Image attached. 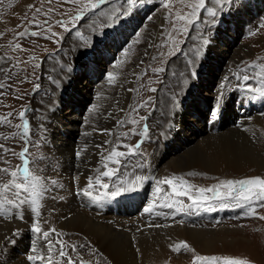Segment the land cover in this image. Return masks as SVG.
<instances>
[{
    "label": "rangeland",
    "instance_id": "1",
    "mask_svg": "<svg viewBox=\"0 0 264 264\" xmlns=\"http://www.w3.org/2000/svg\"><path fill=\"white\" fill-rule=\"evenodd\" d=\"M13 1H15L14 4H12ZM21 1L24 0H6L7 9L1 14L3 18H9L12 9ZM30 1V4H25L21 8V12L13 14V19L5 20L6 23L13 21L15 27L7 25L2 30L5 50L0 53V56L12 58L0 66L8 68L13 64L17 65L12 69L10 78L4 73H0V82L5 83L4 91L7 93L4 97H0V116L6 115L9 111L14 113L13 127L0 126V134L11 138L15 133L21 131L14 125L17 123L22 125L23 122L15 117H18L21 110H30L27 113L31 132L28 154L30 168L62 182L59 176L61 162L55 150L48 145L46 136L48 119L54 114H60L64 121L67 116L80 119L78 123L81 129L73 133L74 137L72 136L70 144V146H74L73 148L77 145V148L78 144L82 143L81 136L85 132H90V126L97 130L108 128L113 131V128L118 127L116 126L118 119L127 120L129 118V105L141 103L151 97L150 106L144 107L138 114L131 113L137 119L139 116H147V120L141 121L136 126H119L117 128L119 131L113 133V140H115L121 135L120 132H130L131 128L135 127L136 134L129 135L122 142L131 145L142 142L140 154L130 157L129 164L125 165L121 169L122 171L151 177V171L155 170L157 172L155 178L162 179L161 177L164 175H168V177L182 176L198 187H208L220 180L244 179L247 176L264 178V170L260 171L256 168H252L253 170L251 169L245 175H239L240 177L200 172L196 168L189 169L186 165L189 155L183 157L185 159L183 169L177 170V172L171 170L169 163L174 157L183 154V151H179L182 150L183 138L176 137L171 141L167 139L176 113H181L186 121L189 120L191 123L206 128L210 125L208 121L216 109L218 101L219 111L227 110L223 111L224 115L215 116V120L222 124V129L224 126H230L233 121L235 122L236 114L242 109V114L245 111L250 112L248 117L250 120H259L264 124V95L245 90L244 87L239 86L244 82H238L233 77V73L240 72L241 69H248L250 76L255 73H264V69L249 68V65L254 63L264 64V28L260 27L261 24H264V0H230L223 7L207 0L208 6L217 8L218 15L212 18L207 15L206 11H202L201 20L194 25H188L189 31L183 35L172 31V23L165 19L168 10L164 8L161 0H151V2L140 0L134 6H129L125 0H108V3L101 5L97 10L86 12V22L84 20L77 22L80 26L71 32L56 26L55 21L57 19L71 20V17L75 16L88 3V0H79V3L71 4L64 3L63 0H51V3L49 0ZM189 1L193 3L195 0ZM29 5L41 8L42 12L37 14L35 8H29ZM241 5L245 8L242 7L243 9L239 10ZM49 8L54 10V14H50V23L53 25L52 31L58 33L59 42H56L57 37L46 40L30 36L31 31L39 30L33 24V17L35 16L37 21L43 23L46 19L45 13ZM170 9L173 14L179 11L181 15L190 11L179 0H174ZM159 14L163 19L161 23L157 21ZM117 16L119 19H116ZM172 20H175L174 15ZM161 25H164L176 38L177 42L174 44L176 54L173 56L167 55L168 52L173 51L172 41H169L168 47L160 49L150 47L153 42L167 39V33L160 36ZM68 27L72 29L73 25L69 24ZM22 31L29 33L27 38H17V34ZM254 32L256 34L252 35ZM45 34L50 35L49 33ZM137 39H139V43H134ZM17 43L22 45L23 51L12 46ZM146 50L152 55L164 52L165 56L157 61H152L144 55ZM32 57H36V59L33 60ZM117 61L122 63L117 65ZM140 61L145 63L141 65ZM37 64L40 66L35 67ZM156 67H163L166 71L157 76L152 72V69ZM144 69H148L147 75L139 81H134L132 70L139 73ZM109 72L118 75L116 85L108 83L107 73ZM193 72L195 75H192ZM144 81L147 83L152 81L147 88L148 93L140 92L142 88H140L138 96H135V92L126 91L128 88H137V86L139 88L140 84L144 85ZM250 83L255 88H264V83H261L259 76L253 78ZM36 84H39V88L35 86ZM151 87L157 88L158 91L155 93L149 91L148 89ZM220 91L224 93L222 99ZM251 94H257L262 98V103L259 106L255 103L256 96L252 100V107L256 109L249 108ZM17 96L20 98L15 99L14 97ZM239 99L240 101H238ZM115 100L120 101L119 108H125V112L119 111L114 103ZM93 105L97 107L93 108ZM108 112L114 113L111 119L105 115ZM145 123L149 126L147 136L143 135V124ZM259 135L263 141L264 129ZM0 142L13 148L17 153L16 155L3 156V159L10 161V165L0 163V167L8 166L10 170H14L17 165L22 167L23 161L18 153L24 146L23 141L17 136L8 140H0ZM32 161L34 163H31ZM139 162L143 167L134 170L131 165H136ZM102 164L103 161H100L95 165V168L104 170ZM116 167L121 166L117 165ZM190 172L196 173V175L189 176ZM159 173H162L161 177ZM8 179V176H3V182H7ZM114 179L117 183L119 182V177ZM105 182L113 183L107 178H105ZM142 187L147 189V193H151L155 182L154 180L145 181L140 186V188ZM63 191L66 193V190L56 189L53 194ZM93 194L102 196L103 190H94ZM123 197L121 195V198ZM49 200L53 201L50 198ZM54 201L61 203L64 200H60L58 197ZM185 202L188 203L186 198ZM214 203L216 211L192 210L189 213L176 214L174 218L172 215V217L160 215L164 224L171 219L172 221H182L188 227L193 225V227L210 229L213 232L208 249L201 248L191 239L185 238L184 241L190 245L192 250H182L180 253L173 251L177 258L167 254L164 256L163 264H193L196 255L229 256L249 260L251 264H264L263 261L259 262V259L253 258L252 254L254 253H249L250 250L249 247H246V243L235 241V245L232 246L228 241L230 233L226 229L228 226L231 233L239 232L240 228L245 229L247 227L246 220H249L253 215L252 210L256 209L257 212L263 207L256 202L247 205L228 202L227 208H221L219 203ZM44 206L42 205V208ZM159 210L160 213L171 212L168 209L161 210L159 208ZM140 215L142 214L139 213ZM260 216H264V211ZM45 218L46 215L42 210L41 223L47 229L53 227H50ZM139 218L144 220L142 216ZM257 220L263 224L256 226L257 229H260L264 226V219L257 218ZM235 227L238 229H233ZM64 232L63 239H68L71 243L73 239L77 238L73 232ZM22 233L19 231L18 234L7 237V243L9 240L14 242L5 244V246L0 244V257H3L4 251L8 255L19 253L18 249L23 244L17 241ZM255 233L258 234V232ZM86 241V239H82L84 248H78L77 251L71 253L73 255L79 253L86 260L99 259L97 264L107 261L99 249L89 245ZM178 241L182 240L171 242L170 246L175 245ZM69 248L66 247L64 250L67 252ZM170 250H172L171 247ZM57 259H59L58 255ZM61 264H66V261H62Z\"/></svg>",
    "mask_w": 264,
    "mask_h": 264
},
{
    "label": "bare ground",
    "instance_id": "2",
    "mask_svg": "<svg viewBox=\"0 0 264 264\" xmlns=\"http://www.w3.org/2000/svg\"><path fill=\"white\" fill-rule=\"evenodd\" d=\"M186 2L192 3L189 0ZM14 3L15 1H13L12 4ZM30 3V0H24L18 3L12 9L11 15L7 19H13V14L21 12V8L25 4L27 5ZM6 5V0H0V33H2V30L7 25L15 27L12 23L13 21L6 23L5 20L7 19H4L1 15L2 12L7 9ZM242 7L244 6L241 5L238 9L241 10ZM187 9L191 10L189 7H187ZM161 14H159V17L156 15L159 23L163 20ZM4 40L3 37L0 36V45L4 46L0 47V53L2 50H5ZM144 85L145 87L142 88L140 92H147V88L150 84L149 82H145ZM134 94L138 96L137 92ZM242 110L236 114L235 118L237 119L235 122L233 121L230 126H224L223 129L222 124L214 118L220 114L224 115L223 111L227 110H220L217 112L215 109L213 111L215 114L212 113L208 121L210 125L206 128L191 123L189 120L186 121L181 113H174V121L173 124H171V130L169 131L167 139L171 141L176 137L183 138L181 144L182 150H179L183 151V154L174 157L172 161L170 160V169L176 172L177 170L183 169V164H185V159H183V157L189 155L187 156L188 161H186V165H188L189 169L196 168L200 172L204 171L214 174L221 173L242 176L250 172L252 168H256L260 171L264 170V138L263 141L259 138L260 132L264 129V124L260 123L259 120H250L248 118L250 112L245 111L242 114ZM258 115L260 114L258 113ZM79 120V118L67 116L66 121H64L60 114H54L53 117L48 119L46 126L48 145L55 150L61 162L59 176L62 181L61 184L64 185V188L61 190H66V193H64V191L56 193L57 198L61 195L64 196V201L61 203L41 197V203L43 206L45 205L42 210L46 215L45 220L49 223L50 227L53 226L56 229L58 228L59 233L62 234V239L65 234L64 231H70L73 232L74 235L76 234L77 238L73 239L72 243L68 239H63L68 245L76 244L79 246L84 244L82 239H86L89 245H93L99 249L107 259L103 264H163L165 262L164 256L167 254L176 257L173 250H170V243L177 240L184 241L185 238L191 239L194 244L199 245L201 248L208 249L210 247V240L213 235L212 230L199 229L193 227V225L192 227H188L185 223L172 221L171 219L168 223L166 222V224H164L163 218L161 217L162 215L160 216L143 211V209L148 206V201L151 203L155 187L150 191L151 193H147V189L142 187L139 188L138 191L124 194L123 198H121V196L117 197V199L108 202L102 208L104 211L103 213L106 214L104 216H98L97 214L100 212H98L97 207L92 206L88 196L80 192L79 189L86 187V178L88 176L91 175L94 177L96 174L94 169L95 165L100 162L98 159L100 150L95 146L103 143L104 140H109V138L113 140V136L100 135V128L98 131L96 128L90 126L89 133H92V135L81 136L82 143H79L77 148V145L73 148L74 146H70L72 143L71 138L73 133L81 129L78 123ZM117 128H113L112 132H118L119 130ZM120 133L122 134V132ZM85 144L88 145L87 153L82 155L80 159H76L74 157L75 150L83 147ZM138 164L141 163L139 162ZM151 173V177H155L157 174L155 170L151 171ZM159 174L161 177L162 173ZM77 175H79V180L74 184L73 178ZM142 176L146 175L142 174ZM165 176L168 177V175H164V177ZM164 177L161 178L163 179ZM250 177L253 176H247L245 178ZM79 197L80 202L77 200ZM156 211H160L159 207ZM263 211L264 207L262 210L257 211L256 215H252L249 220H246L245 225L247 227L245 229L233 228L238 229L239 232L231 233L228 226H226V229L230 233L228 235V241L231 242L232 246L235 245V241L246 243V247H249L250 250L249 253H254L252 254L253 258L259 259V262L263 261L264 263V226L260 227V229L256 227L263 225L259 223L260 220H257ZM139 213L142 214L140 216L144 217L143 219L145 221L139 218ZM33 222L34 213L29 211H25L24 220L15 217L0 218V244L2 243L4 246L5 244H10V242H6L7 237L14 235L17 230L23 232L17 241L23 244V246L21 245V248L18 249L19 253H17V255H8V253L4 251L3 257H0V264H31V262L27 260V256L33 254L31 248L33 246H38L40 243V241L37 240L38 234L31 231ZM156 224L168 226L149 227V225ZM41 227L47 229L43 223H41ZM255 232H258V234ZM70 250L69 248L67 252H69L74 259H78V254L73 255V253H71L73 251ZM97 261L99 262V259H92V262H94L93 264H97Z\"/></svg>",
    "mask_w": 264,
    "mask_h": 264
},
{
    "label": "snow or ice",
    "instance_id": "3",
    "mask_svg": "<svg viewBox=\"0 0 264 264\" xmlns=\"http://www.w3.org/2000/svg\"><path fill=\"white\" fill-rule=\"evenodd\" d=\"M64 3H79V0H63ZM129 6H134L140 0H125ZM151 2V0H148ZM181 4H185L186 7H189L191 10L183 15L179 11L172 13L170 5L174 3V0H161L164 8L168 10V15L165 17L166 20H169L172 23V31L183 35L189 31L188 25H194L196 22L201 20V12L206 11L209 17L215 18L218 15L217 8L208 6L207 0H195L193 3H187L186 0H179ZM215 5L223 7L230 0H211ZM51 3V0H49ZM108 3V0H88V3L84 5L83 8L75 15L71 17V20H62L57 19L55 21L56 26H60L67 32L74 31L80 25L77 22L85 19V13L97 10L101 5ZM29 8H35L37 14L42 12L41 8L35 7L34 5H29ZM54 14V10L49 8L45 13L46 19L43 23H40L36 20V17H33L34 26L39 29L38 31H31V37H41L46 40H51L53 37H57L56 42H59L58 33L52 31L53 25L50 23L51 16ZM173 15L175 20H172ZM119 19V16L116 17ZM72 24L73 28L69 29L68 25ZM261 28H264V24L260 25ZM49 33L50 35H46ZM167 33V39L159 40V42H153L150 47L155 49H160L163 47L169 46V41L173 43V51L167 53L169 56L175 55L174 44L177 42L176 38L171 35L164 25L160 26V36H164ZM256 33H252L255 35ZM3 33H0L2 36ZM29 33L27 31H22L17 34V38H27ZM207 42V41H206ZM134 43H139V39L134 41ZM15 49L23 51L22 45L17 43L12 45ZM0 47H4L0 45ZM126 52V50H124ZM145 56L149 57L152 61H157L162 59L165 56L164 52H158L156 55L150 54L147 50L144 53ZM12 58L8 56H0V65L7 63ZM33 60L36 57H32ZM122 63L117 61L116 64ZM145 62L140 61V64L143 65ZM17 65L13 64L11 67L0 66V73H4L10 78L12 69ZM37 64L35 67H39ZM249 68H260L264 69V64L254 63L249 65ZM166 71L163 67H156L152 69V72L159 76L161 73ZM148 69H144L142 72L137 73L135 70H132V76L134 81H139L143 76L147 75ZM243 73V74H241ZM195 75V72L192 73ZM259 76L261 78V83H264V73H255L254 75L248 74V69H241L240 72H234L233 77L239 82L243 81L245 90L251 92H258L261 95H264V88H255L251 85L250 81ZM108 83L110 85H116L118 75L116 73L109 72L107 73ZM152 81H149L151 84ZM10 86V85H9ZM39 88V84L35 85ZM123 86L122 84L120 85ZM145 85L140 84L139 88L133 87L128 88L126 91L137 92L139 94L140 88H144ZM5 83L0 82V97H4L7 93L4 91ZM149 91L155 93L158 91L157 88L151 87ZM224 97V93H220V98ZM19 99L20 97H14ZM115 105L119 108L120 101L115 100ZM151 104V97L147 100H144L141 103L134 105H129L130 115L127 120L118 119L116 126H136L140 124L141 121L147 120V116H139V118H134L131 113H139L144 107H148ZM8 107V105H5ZM96 105H93V108H96ZM29 109H24L19 111L18 117L16 119L22 121V125L17 123L14 125L15 128L21 129V131L14 134L13 137H19L23 141V148L19 151L18 155L23 161V166L20 167L17 165L14 170H10L8 166L0 167V218H18L24 220L25 211L34 213V223L31 228V231L37 233V240L40 241L38 246H33L31 248L30 254L27 256V260L31 264H61L62 261H66V264H92L91 260L84 259L78 253V259H74L69 252H66L64 249L70 247L72 251H77L78 248H84V245L77 246L76 244L68 245L62 238V234L57 231L56 228L51 227L48 229H43L41 227V217H42V203L41 197L45 199H57V195L53 194L56 189H63L64 185L61 184L58 179L48 177L42 172H38L30 168V160L28 154L30 152V121L27 119V113ZM121 113L125 112V108H119ZM216 111H219V101L217 102ZM215 114V113H213ZM107 118L111 119L114 115L112 112L105 114ZM14 118V113L9 111L4 116H0V126L13 127L12 119ZM247 130V129H245ZM149 133V126L145 123L143 124V135L147 136ZM100 135L113 136L111 129L105 128L100 130ZM136 134V128L132 127L130 132H124L120 136L116 137L115 140H104L103 143L97 144L95 147L99 149L98 159L103 161L101 168H95L96 173L95 177L88 176L86 178V187L80 188L79 191L84 195L93 198L97 201H101L104 198H117L121 195H124L129 192L137 191L144 181L154 180L155 182V192L152 198L151 203L143 209L146 213H154L156 215H172L173 218L176 214L180 213H189L192 210H201L204 211H216V205L214 202L219 203L221 208H227L229 206L228 202H234L238 205H247L252 202H256L259 206L264 207V178L262 177H250L244 179H226L220 180L218 183H215L208 187H198L191 184L188 180L184 179L182 176L173 175L171 177L165 176L163 179L135 175L134 172H124L121 169L129 164V158L139 155V150L141 148V143H136L135 145L126 144L122 141L126 139L129 135ZM85 136L92 135V133L85 132ZM10 137L3 136L0 134V140H8ZM125 149V150H120ZM88 145L85 144L83 147L75 150L74 157L80 159L82 155L87 153ZM8 154L16 155L17 153L13 148L7 147L3 142H0V163L4 165H10V161L3 159V156ZM31 163H34L32 161ZM112 165V166H109ZM117 165L121 167H116ZM135 169L142 168V164L131 165ZM8 176L9 179L7 182H3V176ZM189 176L196 175V173H188ZM119 177V182L117 183L114 178ZM107 180H112L113 183L109 184L105 182ZM74 184L79 180V175L75 176ZM167 186V187H165ZM103 190L102 196H93L94 190ZM185 198L188 203L185 202ZM60 200L64 199V196H59ZM171 210L170 213H160L157 212V208ZM15 210V211H14ZM54 211V210H53ZM252 214L256 215V209L252 210ZM259 219H264V216H259ZM182 222V221H181ZM45 223H47L45 221ZM167 227L168 225H149V227ZM19 230L14 234H18ZM10 243L14 242L9 240ZM172 250L176 253H180L182 250H192L190 245L181 241L175 245L170 246ZM57 255L59 259H57ZM193 264H251L249 260L233 258L229 256H205V255H196L194 257Z\"/></svg>",
    "mask_w": 264,
    "mask_h": 264
}]
</instances>
